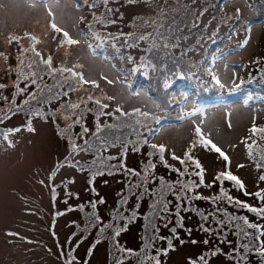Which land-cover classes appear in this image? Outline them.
<instances>
[{"label": "rangeland", "instance_id": "rangeland-1", "mask_svg": "<svg viewBox=\"0 0 264 264\" xmlns=\"http://www.w3.org/2000/svg\"><path fill=\"white\" fill-rule=\"evenodd\" d=\"M113 1L122 2L109 0L107 5ZM132 1L147 6L151 4L157 14L146 10L140 15H109L103 0H88L87 4L84 0L80 3L58 0L53 5V17L81 41L78 45L61 46L58 41L62 34L51 29L53 17L48 16L44 0L35 7L25 0H0L4 5L0 8V53H4L0 56V84L5 85L0 88V116L8 113L7 119L13 124H22L18 127L19 132L5 131L0 127V264H106L109 258L105 251L116 250L120 251L119 260L127 264L138 263L140 259L144 264H156L157 259L161 264H203L199 259L201 256L208 260V264L260 263L258 255L250 253L247 260H241L244 252L237 253L234 249L241 245L244 235L236 238L237 243H228L237 226L216 224L217 210L213 209L214 213L206 216L213 224L202 227L191 209L194 205L181 201L177 210L182 216L181 225L171 213L167 220H162L164 224L158 220L160 229L157 233L153 228L162 203H158L152 212L145 210L155 204L154 188L159 185L164 190L170 187L186 191L188 187L184 185L191 187L190 181L199 184L195 175L199 169L186 153L199 160L205 169L204 184L194 188L201 196L210 193V189L223 188L246 203H264L258 196L244 194L245 191L256 193L264 189V181L259 179L264 175V166H256L257 163L264 165V160L260 159L264 145L257 147L264 140L261 134L250 132L253 123L264 127V99L244 95L252 90L255 95L264 96V86L258 81L264 82V4L261 0H199L170 15L168 7H181L182 0ZM90 2L100 9L92 11ZM93 13L105 22L94 21ZM158 14L163 19L156 28L158 31L140 30L141 23L154 20ZM81 16L85 18L83 21L79 19ZM250 19L252 21L248 22ZM109 20L115 23H108ZM166 20L182 26L192 35L167 34L171 30L163 28ZM25 32L37 37L34 46L40 53L39 57H35L31 50L23 53L21 59L24 60L25 73L37 70L35 64L32 69L27 68L32 59L39 63L51 56L54 67H73L86 79L95 80L99 87L85 84L64 96L68 86L61 87L60 84L69 73L48 75L46 71L42 72V79L37 78V84L43 92L31 83V76L27 80L18 79L20 49L33 47ZM93 32L99 35V40L92 35ZM11 35L21 37L20 41L8 43ZM141 35L146 38L140 40ZM153 35L159 37L157 53L144 48L154 42ZM53 36L57 39L54 40ZM189 36L187 41H180L181 37ZM89 44L91 49L103 48L104 56L92 55ZM223 50L225 52L220 53ZM40 68L45 66L41 64ZM134 68L136 71H132ZM213 75L222 83L220 88L227 91V102L223 105L229 106L214 111L208 109L209 112L196 115L197 120L190 118L182 125H165L158 134L151 133L153 128L159 127L158 120L164 113H169L167 110L172 109L171 117L167 118H182L196 111L195 99L199 94L195 82L212 80L215 83ZM104 76L113 83H108ZM166 78L172 81L169 87L164 82ZM69 83L73 81L69 80ZM206 85L201 88H219V84L209 85V81ZM19 88L25 91L20 92ZM57 92L61 93L59 98H52ZM29 93H35L37 98L31 99ZM89 95L94 99L88 100ZM109 96L115 99L108 100ZM96 98L109 105L103 109L105 114L99 120L96 119L100 110L95 104ZM26 100L27 104L24 103ZM82 100L86 104L81 103ZM70 102L80 103L74 115L62 107ZM16 105H20L19 110ZM118 108L128 115H122ZM134 109H140V112ZM36 112L41 115H35ZM144 112L149 115H142ZM66 115H71V119H64ZM51 116L55 117L56 127L48 118ZM77 116L82 119L73 124ZM4 119H0V125ZM29 119L34 132L27 130ZM69 124H72L71 129L67 128ZM97 124L101 127L99 133H96ZM197 126L204 138L220 147L230 162L214 150L210 151V146L206 148L200 143L195 136ZM85 127L89 129L86 133L82 131ZM60 129H65L63 135ZM5 133L12 146L4 139ZM70 141L76 145L75 149ZM152 144H163L166 151L175 152L180 160L174 156L170 159L164 152L166 163L161 161L159 149L152 148ZM249 144L252 145V155H249ZM55 168L60 169L51 175ZM175 169L184 175L180 176ZM226 170L238 176L245 188L239 189L227 179L215 180L219 172ZM50 193L55 195L56 205L51 204ZM174 199L167 203L173 204ZM221 206L229 207L228 204ZM231 206L234 208L236 204L231 203ZM58 209L60 216L53 212ZM58 217L60 220L56 224L45 223ZM258 223L264 224V219H259ZM240 226L247 228L244 224ZM173 228L176 231L169 247L161 238ZM51 229H58L59 234L66 236L50 237L47 231ZM118 229L119 235H116ZM31 238L36 241L31 242ZM19 241L23 248L11 252L12 244ZM160 249L167 250L166 254ZM216 249L220 252L212 256ZM135 250L139 253L133 254ZM61 251L66 253V261Z\"/></svg>", "mask_w": 264, "mask_h": 264}, {"label": "snow or ice", "instance_id": "snow-or-ice-1", "mask_svg": "<svg viewBox=\"0 0 264 264\" xmlns=\"http://www.w3.org/2000/svg\"><path fill=\"white\" fill-rule=\"evenodd\" d=\"M25 2L29 3L30 6L35 7V6H37L40 3V0H25ZM57 2H58V0H44V6L48 8V16L49 17H53V5H55ZM130 2H131V0H130ZM84 3L87 4L88 0H84ZM103 3L105 5H107L109 3V0H103ZM94 6H95L94 4L93 5H89V7H94ZM3 7H4L3 3H0V8H3ZM77 7H79V5H77ZM108 11L110 12V11H112V9H108ZM79 19H80V21H83L85 18L83 16H81ZM93 19H94V21L99 22V23H104L105 22L100 16H96L95 13H93ZM108 23H115V21L114 20H109ZM50 27H51L52 30H54L55 33L62 34V38H60L59 41H58L59 45H61V46H63V45L73 46V45H78V44L81 43V41L79 39L74 38L66 28H64L63 26L59 25L56 22L54 17L52 18ZM89 28L91 29V24H89ZM24 35L30 38V40L33 42V47L31 49L23 48V47L20 49V56L17 57V59L19 61V63L17 64V72H18V77L17 78L18 79L23 77L25 80H27L29 78V76H31L33 78L31 80V83L35 84L37 86V88L40 89L41 92H43V89L41 88V86L39 84H37V78H41L42 79V75H41L42 72L46 71V73L48 75H52L54 73H59L61 75L63 73H69L70 74L69 76H64L63 77V84H60L59 81L57 82L58 84H60L61 87H63L65 84H67L68 91L63 92L64 96H67L69 91H77L78 88L83 87V85H85V84H92L95 87H99V85L97 84V82L95 80L86 79L84 77L83 73L78 72V71H74L73 67H66V66L65 67H61V68L54 67L53 66V59H52L51 56L47 57L46 59L40 60L39 63L37 62L36 59H32L30 61V63H28L27 68L28 69H32L33 65L35 64V65H37V70L36 71H29L28 73H25L24 69H23L24 60L21 59V57L23 56V53L28 52V51L31 50L34 53L35 57H39L40 53L36 51L35 46H34V44L37 42V37L35 35H31L28 32H25ZM81 35H87V34L86 33H81ZM92 35L95 36L97 40L100 39L99 35H97L95 32H93ZM128 35H132V33H129ZM145 38L146 37L144 35H141L139 37L140 40H144ZM20 39H21V37H19V36L11 35L8 38V43H12L13 41L19 42ZM53 39L55 40V39H57V37L53 36ZM101 43H103V42H101ZM245 43H247V41H245ZM88 46H89V48L92 47V45H90V44ZM99 46L100 45H98V47ZM67 54L68 53L66 51L65 55H67ZM0 56H4V53H0ZM129 59H131V57H129ZM5 60H7L6 56H5ZM41 64L45 66L44 69L40 68ZM79 67H82V65H80ZM132 71H136V69L134 68V69H132ZM212 78H213V80L216 81L217 84H220L219 79H217L215 75H213ZM103 79L107 80L108 83H110V84L113 83V81L112 80H108V78L106 76H104ZM69 80H72L73 83H69ZM3 87H5V85L0 84V88H3ZM45 87H47V86H45ZM19 91L23 92V91H25V89L19 88ZM51 91H52L51 88H49V92H51ZM60 95H61V93L57 92V93H55V95L52 98H59ZM29 96L33 100H35L37 98V95L35 93H29ZM87 99L88 100H93L94 98H93V96L89 95L87 97ZM107 99L108 100H113L115 98L112 97V96H109V97H107ZM24 103L27 104L28 101L26 100V101H24ZM81 103H85L86 104V101L82 100ZM95 104L98 105L99 109H100L97 112V116H96V119L99 120V117L101 115L105 114L103 112V109L108 108L109 105L106 104V103H102L99 98L95 99ZM62 107L64 108L65 112H70L71 115H74L75 114L74 110L80 108V103L70 102V103H66V104L62 105ZM16 108H17V110H19L20 109V105H16ZM89 110H91V109H89ZM9 111H11V109H9ZM117 111H120L122 115H128V113L123 112L122 109L118 108ZM134 111L140 112V109H134ZM197 111H199V109H197ZM109 114H111V113H109ZM141 114L144 115V116H148L149 115V113H147V112H144V113H141ZM35 115H41V113L36 112ZM71 115L64 116V119H66V120L67 119H71ZM7 116H8V113H4L3 116H0V119L7 118ZM81 119H82V116H77L75 118V120L72 121V123L73 124H78V123H80ZM71 127H72V124L67 125L68 129H71ZM27 130L29 132H34L35 131V129L32 126V122H31L30 119L27 122ZM9 131L19 132L20 128L9 129ZM59 131H60V134L63 135L64 132H65V129H60ZM82 131L86 133V132L89 131V129L85 127V128L82 129ZM100 131H101V127H100L99 124H97L96 133H99ZM196 132L201 135L200 143L204 147L208 148L210 146V149H209L210 151L214 150L216 153H219V155L221 157H223V159L226 162H230V158L221 150L220 147H218L211 139H206V138L203 137V134H202L201 129H200L199 126L196 127ZM250 132L253 133V134L259 133V134H261V139H264V127H259L255 123H253L252 128L250 129ZM4 139L8 140V134L7 133L4 134ZM8 143H9V146H12V141L8 140ZM253 143H255V141H253ZM70 144H71V147L73 149L76 148V145L74 143H72L71 141H70ZM151 147L154 148V149H157V148L159 149L160 159H161V161H164L165 146L163 144H160V145L152 144ZM248 147H249V155H252V151H251L252 145L249 144ZM151 154L152 153H149V155H151ZM185 155L187 156V158L189 160H192V162L195 164L196 168L199 169V171L195 173V175L200 178L199 179V184H197L195 182H191V181L189 182V184L191 185L192 188H198L201 184H204V171H205V169L201 166V163H200L199 160L194 159L191 155H189L187 153ZM173 158L177 159V160H180V157L174 156ZM260 159L264 160V154L261 155ZM164 162L166 163V161H164ZM183 162L184 161L181 160V163H183ZM256 166L259 168V167H262L264 165H262L260 163H257ZM151 167H155V165H151ZM238 167H244V165H238ZM129 171H132V170H129ZM175 171L179 172V169H175ZM185 171H187V169H185ZM97 174H99V173H97ZM179 174H180V176H183L184 172H179ZM222 179H227L229 181H233L235 183V186L237 188H239V189H244L245 188V185H244L243 181L238 176L234 175L230 170L221 171L215 177V180H222ZM259 179L261 181H264V175H261L259 177ZM215 180L213 182H215ZM163 183H164V181H163V178L161 177V184H163ZM184 187L187 188V187H189V185L186 184V185H184ZM244 194L245 195H255V196L260 197L261 200H264V189H261V191L256 192V193H248V192L245 191ZM224 197H227L229 203L234 202L238 207L243 208V209H247L249 212L255 213L257 216H259L262 219H264V206L255 207V206H252V205L246 203L245 201L236 199V198L230 196L228 194V192L225 191L223 188L220 189V195L219 196H216V197H204V196H200L199 194H196L195 196L191 197V199H204V200L213 199V200H219V199H222ZM179 199H181V197L177 196V200H179ZM165 207H166V205H165ZM177 209L179 210V205H177ZM177 214H178V212H177ZM225 215L227 216L229 214L227 212H225ZM230 219L231 220H242L244 225L247 226V228L260 230L259 235H254V234H251V233L247 232L240 225H237V228L239 230L237 234L242 232L245 237L249 238V242L242 245V248L244 250V254L241 256V260H247V258H248L247 254L249 252H254V254H256V255H258L260 257L261 264H264V239H261V237H264V224L250 222L247 216H231ZM221 223H223V222L221 221ZM204 230L205 231H210L209 229H204ZM103 231H104V229H101V232H103ZM119 231H120L119 229L116 231V235H119ZM172 231L175 232L176 229L173 228ZM9 235H15V234L14 233H9ZM195 242L196 241H193V243H195ZM204 243L207 244L208 241L205 240ZM228 243H231V241H229ZM171 246H172L171 242H169V247H171ZM89 251H91V249ZM128 251H131V250H128ZM163 251L166 254L167 250H163ZM234 251H238V250L234 249ZM219 252H220V249H216L215 251H213L211 253V255L212 256H216ZM231 258L235 259V257H231ZM199 259L203 262V264H208V260H206L204 256H201ZM156 264H161L159 259L156 260ZM192 264H195V262H192Z\"/></svg>", "mask_w": 264, "mask_h": 264}, {"label": "trees", "instance_id": "trees-1", "mask_svg": "<svg viewBox=\"0 0 264 264\" xmlns=\"http://www.w3.org/2000/svg\"><path fill=\"white\" fill-rule=\"evenodd\" d=\"M199 0H191V2H187L186 0H182V6L181 7H179V6H175V5H171V6H169L168 7V14H173V13H176L177 11H178V9H185V7H187L189 4H191V5H194L195 3H197ZM261 3H264V0H261ZM161 14L164 16V11L163 12H161ZM172 26H174V28H172ZM163 28L164 29H169V30H171V33H167V34H169V35H191V34H188V33H186V31H185V29L182 27V26H177L175 23H173L172 21H170V20H166L165 22H164V24H163ZM176 29V30H175ZM186 33V34H185ZM159 38V37H158ZM188 39H190V36L189 37H181L180 38V41H187ZM212 43V42H211ZM259 81V85H262V86H264V82H261L260 80H258ZM258 96H260V95H258ZM205 98H206V94L205 93H200L199 95H198V97L195 99V105L196 106H199V105H201V104H206L205 103ZM209 101V100H208ZM262 140H264V139H262ZM262 145H264V143L261 141V142H259L258 144H257V147H260V146H262ZM91 185V184H90ZM86 186H87V184H86ZM88 187V186H87ZM170 187H168L166 190H164V189H161L160 191H158L157 193H156V201H155V204H152V205H149L148 207H147V210L149 211V210H155V209H157V207H158V203H159V200L162 198V197H164L165 196V194L167 193V192H169L170 191ZM188 189L190 190V194L192 195V196H195L196 194H198V193H195L192 189V187H188ZM49 194V193H48ZM191 196V197H192ZM50 202H51V204H53V205H56V203H55V195L54 194H52V193H50ZM91 201V200H90ZM205 201V200H204ZM205 202H208V201H205ZM53 211V210H52ZM53 212H55V213H59L60 211H59V209H58V211H53ZM236 216H239V215H236ZM92 219H94L95 217L94 216H92L91 217ZM248 219H249V221L250 222H255V223H257L255 220H253V219H251V217H248ZM235 221V224H236V226L237 225H241V224H244L243 223V221L242 220H234ZM94 223H95V220H94ZM238 229V228H237ZM238 233V232H237ZM237 233H235V235H234V237H235V242H236V238L238 237V236H241V235H243V233L242 232H240L239 234H237ZM241 245L238 247V251H237V253L238 252H244V250H243V248H242V245L243 244H245V243H248L249 242V238L248 237H245V236H243V237H241ZM237 243V242H236ZM250 254H252V255H256V254H254V252H249ZM248 253V254H249Z\"/></svg>", "mask_w": 264, "mask_h": 264}]
</instances>
